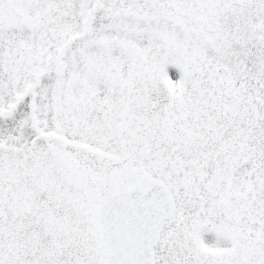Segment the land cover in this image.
I'll return each instance as SVG.
<instances>
[{
  "label": "snow or ice",
  "instance_id": "1",
  "mask_svg": "<svg viewBox=\"0 0 264 264\" xmlns=\"http://www.w3.org/2000/svg\"><path fill=\"white\" fill-rule=\"evenodd\" d=\"M0 264H264V0H0Z\"/></svg>",
  "mask_w": 264,
  "mask_h": 264
},
{
  "label": "rangeland",
  "instance_id": "2",
  "mask_svg": "<svg viewBox=\"0 0 264 264\" xmlns=\"http://www.w3.org/2000/svg\"><path fill=\"white\" fill-rule=\"evenodd\" d=\"M169 71H170V72H175V73H176V76L179 75L178 71H176L175 69H173V68H171V67L169 68Z\"/></svg>",
  "mask_w": 264,
  "mask_h": 264
}]
</instances>
